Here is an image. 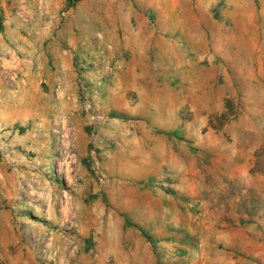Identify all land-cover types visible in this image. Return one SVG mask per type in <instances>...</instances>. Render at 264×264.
Masks as SVG:
<instances>
[{
	"label": "rangeland",
	"instance_id": "obj_1",
	"mask_svg": "<svg viewBox=\"0 0 264 264\" xmlns=\"http://www.w3.org/2000/svg\"><path fill=\"white\" fill-rule=\"evenodd\" d=\"M96 1L0 0V264H264V0Z\"/></svg>",
	"mask_w": 264,
	"mask_h": 264
},
{
	"label": "crops",
	"instance_id": "obj_2",
	"mask_svg": "<svg viewBox=\"0 0 264 264\" xmlns=\"http://www.w3.org/2000/svg\"><path fill=\"white\" fill-rule=\"evenodd\" d=\"M151 5H153L154 0H151ZM95 3H98L100 5L106 6L109 10H115L118 16H120L121 21L114 23V28L117 30V34L115 35V40L112 41V44L114 46L113 51L116 53L120 52H133L138 54L141 53V57H139V62L141 66H145L147 69H149L152 72H156L158 74L159 71L163 72L165 67L163 60L156 59L157 61H154L155 63H152L153 61L144 56L143 52H150L151 50L156 49V54L160 57V51L162 50L161 46L164 42V39L162 37H155L154 33H144V29L146 26H142V24H139V22H136L135 28L132 27V22H130L132 17H136L139 19L138 13H133L132 5H139L137 6V10H141L140 5L141 0H98ZM101 22V19L98 18ZM144 25V24H143ZM100 28V27H99ZM121 32V33H119ZM103 36L104 34H99ZM169 49L173 50L172 44L169 45ZM139 51V52H138ZM143 51V52H141ZM117 65L121 68V72L116 75V77H119L120 79H124L126 76H133V82H118L120 83L121 87L126 90H131L136 92L140 87L139 84V78L142 76V74L137 73L136 70H138L135 66L131 68L124 69V63L117 62ZM123 71V72H122Z\"/></svg>",
	"mask_w": 264,
	"mask_h": 264
},
{
	"label": "trees",
	"instance_id": "obj_3",
	"mask_svg": "<svg viewBox=\"0 0 264 264\" xmlns=\"http://www.w3.org/2000/svg\"><path fill=\"white\" fill-rule=\"evenodd\" d=\"M66 1V10L72 8L75 3H77L79 0H65ZM146 239H149L146 234H143Z\"/></svg>",
	"mask_w": 264,
	"mask_h": 264
}]
</instances>
